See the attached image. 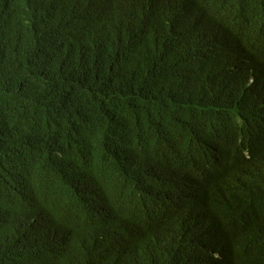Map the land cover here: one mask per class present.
I'll use <instances>...</instances> for the list:
<instances>
[{
	"label": "trees",
	"instance_id": "16d2710c",
	"mask_svg": "<svg viewBox=\"0 0 264 264\" xmlns=\"http://www.w3.org/2000/svg\"><path fill=\"white\" fill-rule=\"evenodd\" d=\"M0 264H264V0H0Z\"/></svg>",
	"mask_w": 264,
	"mask_h": 264
},
{
	"label": "bare ground",
	"instance_id": "6f19581e",
	"mask_svg": "<svg viewBox=\"0 0 264 264\" xmlns=\"http://www.w3.org/2000/svg\"><path fill=\"white\" fill-rule=\"evenodd\" d=\"M229 44V43H228ZM132 170V169H131ZM197 199V198H196ZM178 214V213H177Z\"/></svg>",
	"mask_w": 264,
	"mask_h": 264
}]
</instances>
